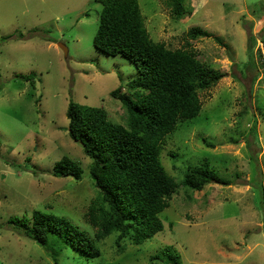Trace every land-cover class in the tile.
<instances>
[{"label": "rangeland", "instance_id": "rangeland-1", "mask_svg": "<svg viewBox=\"0 0 264 264\" xmlns=\"http://www.w3.org/2000/svg\"><path fill=\"white\" fill-rule=\"evenodd\" d=\"M138 1L155 41L191 47L207 66L228 72L200 91V114L163 144L161 161L179 183L161 214L165 228L124 253L115 236L101 240L102 253L90 262L74 249L47 248L10 223L17 216L31 225L33 211L44 209L81 228L89 224L100 190L90 176L92 158L69 134L68 105L101 106L126 124L127 110L112 91L134 93L127 83L137 69L95 47L98 0H0V264H175L164 254L168 245L181 264H264V0H185L180 19L169 0ZM195 26L222 43L192 39ZM29 74L34 81L19 76ZM65 155L83 167L80 180L53 174ZM207 160L227 182L184 187L188 168Z\"/></svg>", "mask_w": 264, "mask_h": 264}, {"label": "trees", "instance_id": "trees-1", "mask_svg": "<svg viewBox=\"0 0 264 264\" xmlns=\"http://www.w3.org/2000/svg\"><path fill=\"white\" fill-rule=\"evenodd\" d=\"M98 1L103 7L93 39L95 47L122 55L137 69L127 83L134 93L123 91L122 86L112 91L127 110L126 124L112 121L101 106L72 99L68 105L69 134L92 158L90 176L100 190V198L90 205L89 224L83 228L64 215L44 209L33 211L31 225L26 219L10 218V223L31 240L47 248L52 245L57 251L74 249L90 262L101 255V240L115 236V246L124 253L130 245L143 244L165 228L161 214L171 205L179 183L161 161L163 144L180 124L200 114V91L210 89L228 75L203 63L191 47L171 49L164 42L155 41L145 25L138 0ZM184 1L169 0L176 19L186 12ZM189 36L212 37L222 43L198 26L190 28ZM249 56V61H253L252 48ZM19 76L35 79L33 74ZM210 166L208 160L190 166L183 186L199 191L212 181L227 182ZM53 174L73 175L80 180L83 167L65 155L55 163ZM164 254L181 264V253L174 245L166 246ZM160 256L161 252L154 258Z\"/></svg>", "mask_w": 264, "mask_h": 264}, {"label": "water", "instance_id": "water-1", "mask_svg": "<svg viewBox=\"0 0 264 264\" xmlns=\"http://www.w3.org/2000/svg\"><path fill=\"white\" fill-rule=\"evenodd\" d=\"M60 46L62 47V49L65 51V53H67V48H66V46L64 45V44H62V43H60Z\"/></svg>", "mask_w": 264, "mask_h": 264}]
</instances>
